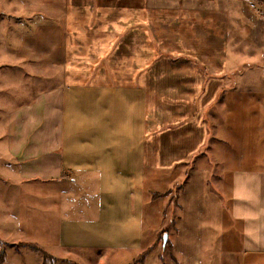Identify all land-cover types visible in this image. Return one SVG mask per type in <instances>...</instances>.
Listing matches in <instances>:
<instances>
[{
	"label": "rangeland",
	"instance_id": "374dc122",
	"mask_svg": "<svg viewBox=\"0 0 264 264\" xmlns=\"http://www.w3.org/2000/svg\"><path fill=\"white\" fill-rule=\"evenodd\" d=\"M13 2L0 0V135L4 134L1 121L9 110L40 89L74 82L123 85L126 95L135 89L123 105V134L131 135L135 130L145 136L135 147L139 146L142 157L150 155L151 162L149 157L137 161V179L126 177L128 191L149 195L152 185L160 192L166 187L171 191L160 198H141V208L151 210L143 211L145 218L135 219L136 224H141L142 229L155 225V229L144 230L141 248L143 244L155 243L157 253L162 246V233L167 240H173L177 233L180 253L175 252L179 260L176 264H193V256L200 259V264H207L205 254L211 246L206 232L220 233L215 222L230 213L232 169L251 164L248 154L256 155V167L264 163V97L237 93L235 79L238 72L258 67L261 61L248 64L252 58L232 56L227 32L223 34L224 28L220 29L218 23L214 29L204 13L181 14L188 4L194 3L191 0H184V7L182 0H67L62 32L66 46L61 50L60 61L22 65L23 61L15 58L8 60L15 55L14 44L9 41L10 30L17 40L22 32L17 22L25 15L11 18L6 14V8L20 12V2ZM175 9H180L179 14H172ZM258 13L257 10L255 14ZM211 18L215 22V16ZM233 34L231 39H235ZM253 42L257 47L264 44V32L255 36ZM255 47L253 51L259 52L260 48ZM220 69L226 70L224 76L219 77ZM251 128H258V133L248 138ZM154 165L157 174L149 176ZM140 170L143 177L138 178ZM0 173L5 174L2 166ZM124 173L125 166L117 174L121 182ZM80 178L76 181L80 182ZM187 184L189 191L198 187L197 199L191 198L190 204L184 195ZM88 186L90 190V181ZM14 191V185L0 184V264H142L133 261L139 250L132 241L128 246L131 252L124 250L126 234L112 250L89 249L92 253L75 257L74 250L65 252L59 248L58 257L66 258L48 253L52 259L44 258L43 253L18 241L22 236L11 219L18 200ZM95 197L98 206V193ZM125 199L128 198L124 196ZM101 208L102 215L112 209L103 202ZM102 220L90 219L89 225L104 223L109 233L118 226L114 219V225ZM161 253L165 263L175 264L167 248ZM154 261L155 254L151 253L143 264Z\"/></svg>",
	"mask_w": 264,
	"mask_h": 264
},
{
	"label": "crops",
	"instance_id": "0c3cea01",
	"mask_svg": "<svg viewBox=\"0 0 264 264\" xmlns=\"http://www.w3.org/2000/svg\"><path fill=\"white\" fill-rule=\"evenodd\" d=\"M13 1L20 2L17 8L20 12L14 13L13 8L11 11L6 8V14L11 18L13 15H25L22 21L17 20L18 29L22 31L17 40L14 31L10 30L9 41L14 44L12 53L14 51L15 55L8 60L15 58L23 61L22 65L60 61L61 50L66 46L62 32L63 18L68 12L67 0ZM191 1L195 5L188 4L181 14L204 13L214 29L218 23L220 29L224 28L223 34L227 32L232 56L252 58L248 64L261 61L258 67H246L238 72L236 92L264 97V44L257 47L253 42L255 36L264 32V0H252L255 7H250L246 0ZM201 1H204L203 5ZM257 10L260 16L255 14ZM175 12L179 14L180 9H175L172 14ZM211 16H215V22ZM27 31L29 36H26ZM231 33L235 39H231ZM253 46L260 48L259 52H254ZM4 63L7 64L6 61ZM225 71L220 69L219 77L224 76ZM133 93L126 95L123 85L118 84L61 83L38 90L5 115V120L1 121L4 134L0 135V166L5 174L0 173V184L15 186L18 200L16 213L11 219H14L13 224L22 236L18 241L34 242L54 257H58L56 250L59 248L65 252L74 250L72 254L77 257L81 253H92L87 251L89 249L94 252L97 249L112 250L119 238L126 234L133 238L127 236L124 239V250L131 252L128 250L130 241L139 250L137 257L132 256L134 262L143 264L148 254L154 253L153 264H160L158 255L167 248L172 257L170 260L178 263L175 257V252L180 253L176 245L177 233L173 240L166 239L167 244L162 243L157 253L154 251L155 243L151 244V250L139 260L141 253L150 246L143 244L141 248L144 230L155 229V225L142 229L141 224H136L135 219L145 218L143 211L151 210H143L140 201L160 190H155L152 185L149 195L137 190L132 193L126 185V177L137 179L134 175L137 161L149 157L151 162L150 155L142 157L138 152L146 137L135 130L131 135L123 134V105L126 97ZM257 129L251 128L248 138L256 136ZM137 143L138 148L135 147ZM255 156L248 154V160L252 161L248 166L242 164L232 169L228 197L230 213H225L223 219L215 222L220 233L206 232L211 246L205 254L207 264H264V163L256 167ZM124 166L122 184L117 174ZM156 174L154 165L149 176ZM77 177H81L80 182L76 181ZM141 177L143 172L140 170L138 178ZM89 181L92 185L90 190ZM197 188L189 191L186 185L184 195L187 204L197 199ZM97 193L99 207L96 205ZM124 196L130 199L124 200ZM101 202L108 209L112 208L106 215L99 211ZM203 216L204 212L202 219H205ZM90 219H103L112 225L116 222L118 226L109 233L104 223L90 226ZM112 219L116 221L111 222ZM212 235L213 243H210ZM193 264H200V259L193 256Z\"/></svg>",
	"mask_w": 264,
	"mask_h": 264
},
{
	"label": "trees",
	"instance_id": "16d2710c",
	"mask_svg": "<svg viewBox=\"0 0 264 264\" xmlns=\"http://www.w3.org/2000/svg\"><path fill=\"white\" fill-rule=\"evenodd\" d=\"M169 191H170V188H166V189H164V190L161 191V192H154V193H153V197L164 196V195L167 194V192L169 193ZM164 233H165V232L162 233V238H161L163 245H164V244H167L166 239H165V241L163 240V234H164ZM22 243H23V242H22ZM168 244H169V243H168ZM25 245H29V246L33 247L35 250H37V251L43 253L44 258H51V256L48 255L47 253H45L40 247H38L36 243H34V242H26ZM152 247H153V245L147 246L146 249L141 253V256H140L139 260H142L143 257H144V254H146L147 252H149V250H151ZM170 258H172V257H170ZM51 259H52V258H51ZM158 259H159V261H160V264H166V263L163 261L162 254H159V255H158ZM58 260L61 261V262H69L68 259H57V261H58Z\"/></svg>",
	"mask_w": 264,
	"mask_h": 264
},
{
	"label": "built area",
	"instance_id": "2783aa9c",
	"mask_svg": "<svg viewBox=\"0 0 264 264\" xmlns=\"http://www.w3.org/2000/svg\"><path fill=\"white\" fill-rule=\"evenodd\" d=\"M250 7H255V3L252 0H246Z\"/></svg>",
	"mask_w": 264,
	"mask_h": 264
},
{
	"label": "water",
	"instance_id": "95a60500",
	"mask_svg": "<svg viewBox=\"0 0 264 264\" xmlns=\"http://www.w3.org/2000/svg\"><path fill=\"white\" fill-rule=\"evenodd\" d=\"M164 235H165V233L163 234V240L165 241L166 237Z\"/></svg>",
	"mask_w": 264,
	"mask_h": 264
}]
</instances>
